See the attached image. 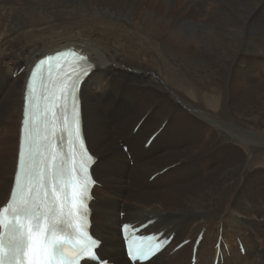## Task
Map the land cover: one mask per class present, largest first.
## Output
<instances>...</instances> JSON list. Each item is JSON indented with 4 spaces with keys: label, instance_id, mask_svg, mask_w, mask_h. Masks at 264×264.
I'll return each mask as SVG.
<instances>
[{
    "label": "bare ground",
    "instance_id": "1",
    "mask_svg": "<svg viewBox=\"0 0 264 264\" xmlns=\"http://www.w3.org/2000/svg\"><path fill=\"white\" fill-rule=\"evenodd\" d=\"M168 2L0 0V118H6V109L15 100L14 93L19 114L13 139L15 153L8 168L12 171L8 191L15 170L23 93L30 68L45 54L73 47L81 50L94 66L81 85L80 101L82 135L87 149L97 159L91 174L103 188L101 196L90 205L91 233L102 243L99 255L105 258L110 250L111 257L118 256V264H129L124 259L120 225L152 220L153 225L145 234L164 232V236L173 234L174 238L146 264H191L192 247L201 231L204 234L195 264H213L218 236V264H264V249L257 246L260 240L264 245V178L249 182L251 175L240 151L236 154L241 158L230 156L231 150H235L233 144L242 142L248 143L251 154L261 155L264 136L232 135L227 129L228 124L242 129L244 123L264 127V0H191L186 12L178 14L176 10L177 15L166 10ZM134 41L140 43L141 50L134 47ZM19 63L24 65L18 66ZM22 68L13 83L11 76ZM172 86L181 87L196 101L183 100L184 95L180 99L170 89ZM200 91L211 99L213 112H198L195 103L202 104ZM146 104L153 107L142 114L147 116L144 127L135 136L129 131L124 138L135 166L130 168L117 144L123 138L114 144L110 130L121 135L131 125L124 120L126 114ZM171 110L184 115L182 126L178 122V129L173 131V125L168 124L147 149L143 147L146 140L137 149L131 146L149 133L147 126L159 120L158 112L169 115ZM201 116L213 120L221 133L212 132ZM6 123L0 122V129ZM192 127L196 132L193 147L217 135L220 155L213 162L218 158L224 161L216 173L215 170L212 176L201 180L203 188L198 194L181 186V182L174 184L167 179L189 169L185 166L189 162L190 167L196 164L195 171L201 170L200 153H187V157L170 164L167 161L173 157L157 155L153 163L146 164L160 138L166 139L167 147L176 146L180 141L176 131H189ZM107 151L110 157L108 153L105 160L102 155ZM107 159L112 164L108 170L100 167L107 164ZM152 164L156 168L163 166L157 171ZM180 166L185 167L176 169ZM163 169L167 170L158 174ZM138 172L139 178L149 175L143 185L138 183L137 176L132 182V176ZM155 174L158 175L148 183ZM164 180L172 182V190L152 192ZM5 182L8 185V179ZM5 188L0 206L7 198ZM95 191L96 187L93 194ZM135 205L140 207L131 208ZM119 213H125V217L121 218ZM185 240L190 243L173 252Z\"/></svg>",
    "mask_w": 264,
    "mask_h": 264
},
{
    "label": "rangeland",
    "instance_id": "2",
    "mask_svg": "<svg viewBox=\"0 0 264 264\" xmlns=\"http://www.w3.org/2000/svg\"><path fill=\"white\" fill-rule=\"evenodd\" d=\"M190 1L191 0H169V2L167 3V6H166V10L168 12H170V13L173 12L174 14H176L175 13L176 10H179V11H177L178 14H183V13L186 12L187 8H189V6L191 4ZM133 44H134V47L137 50H141L142 49L140 43H138L137 41H134ZM16 65L14 64V66H16ZM20 65H24V63H19L18 66H20ZM6 69H7V67H6ZM19 70L16 72V74H13L11 76L13 83H16L17 82L16 76L19 74ZM164 81L167 83V78H164ZM177 87L178 86H172V87H170V89L172 90V92L175 91L176 93L175 92L174 93L180 99H182V97L184 98V96L186 98H184L183 100H186V99L187 100H190L191 99L192 101H194L196 99L192 94L185 93L184 91H182V88L181 87H178L179 89ZM9 88H11V85H9ZM198 93H199V96H200L201 101H202V104L195 103L196 106L198 107V109H197V110H199L198 112H200V111L201 112L202 111H204V112H213V108H212L213 104L210 103L211 102V99L206 94V92L205 91H200ZM13 95H14V99L15 100H12V103L10 104L9 108L6 109L8 111L7 115L5 116L6 118H3V119L0 118V122H7L5 128L4 129H0V134H1L0 135V184H1L0 185V197L3 195L2 193H3V188H5L4 186H6V188H5V196L8 195L9 181H10V178L12 176V171L11 170L8 171V168H9L10 164L13 161L12 160V156L15 153V147H14V140L13 139L16 136V125H15V121L19 117V114H18V110H16V106H17L16 105L17 94L14 93ZM169 99L167 101H169ZM118 102L116 104H118ZM171 102H176L177 103V101L174 100V99H171ZM199 106H201V107H199ZM150 107H153V106L151 104H146V105H144L143 108L139 106L138 107L139 109L138 108H135V109L132 110V112H129L128 114H126L124 120H127L128 122H131V125L129 124V127L127 126V128H126L127 130L125 129L124 130L125 132L123 131L121 133V135H119L118 133H115L114 130H110V133L113 135L112 136V139L114 141V144H116V140L117 139L123 138V140L117 141V144H118V148L121 149V151L126 155L127 161L129 162L128 165H129L130 168L135 167V166L133 165V162H131V156L128 154V152L122 150V147H126L127 150L129 149V145L125 142V139L124 138H126V136L129 133V131H131V133L135 136L138 133V131H140V128L142 130V128L144 127L143 125L146 123V120H147V116H142V114L146 110H148ZM142 109H143V111H142ZM171 111L169 112L170 113L169 115H166V113H164V112L163 113L162 112H158L160 114L159 115L160 116L159 117V120L158 121H154L153 123L150 122L149 125L147 126V128L150 127V131H147V133L148 132L149 133L145 137L144 136H140L137 140L134 141V143H132L133 145L131 144V146H133L134 149H137L146 140V138H148V136H150L151 134L155 133L162 125H163V127L161 128V131L164 130L165 127L168 124H169V126L173 125L171 130L175 131V129H178V128H175V127H177V123L180 122V121H181V126H182L183 125V122H184V119H185L184 115L183 114H180V111L179 110H177V111L171 110ZM173 112H174L175 115L173 114ZM176 115H178V116L175 117ZM139 118H140V120H139ZM201 119L206 123V125L208 127L211 128L212 132H214L215 134H220L221 133V128H218L217 126H215L216 124L213 123V120H208V119H206V117H203V116H201ZM140 121H141L140 126L137 128L136 131H134L133 129L135 127L133 128V126L135 124L137 125ZM160 122H162V124ZM131 128H133V129H131ZM227 129H228L229 133L232 134V135L234 134V135H239V136L245 135V136H255V137L264 136V127L252 126V125H248V123H244L242 129H240V127L236 128L232 124H228L227 125ZM176 133H179L178 134V136L180 138L179 144H177L176 146H173V147H170V146L167 147L166 139L165 138L164 139H161L160 138L161 140L160 139L158 140L156 146L153 148L154 150L152 149V152H151L152 153L151 156H154V158H150L151 157L150 156L148 158L146 164L153 163L156 160L157 155L159 157L166 156V155H167L166 157H169V158L173 157L172 158L173 160L170 159L172 161H170V160L167 161V162H169L167 164H170L172 162H175V161L179 160L180 158L187 157L188 155L190 156V154H192V152L193 153L197 152L196 154H199L200 153L201 156L198 158L199 160L197 159L200 162L198 164L199 167H200V169H201V170H199L200 171V174H199V171L198 172L195 171L196 164L193 165L194 167L193 166L190 167L189 165L191 163L189 162V164L185 165L189 169H187L186 171H183L181 173H178L174 178L167 179V180L172 181L174 184H175V182L177 184H179V182H181L180 183L181 186L184 185L183 187L186 186L187 189H189V190L191 189V192L192 193L198 194L199 192H201V189L203 188V185L200 184L201 183V180L202 179L204 180V178H206V177L212 176L215 170H216L215 171V173H216L223 166V162L224 161L222 159H219L218 158V160H216V161L213 162V159L215 157H217V155L218 156L220 155V151L217 149L218 148L217 146L220 143L219 138L216 135L215 137H213L211 139L212 141L209 140L207 142H202L201 144L197 145L196 148H195V146L193 147V142L195 140V136H196L195 133L196 132L193 130V127L189 131L183 130V129L177 130ZM191 140H192V142H191ZM111 142L112 141H110L109 143L111 144ZM183 142L185 144H183ZM189 142L192 143V144H190ZM109 143H106L105 145L107 146ZM190 145H191V147H190ZM233 145H234L235 150H231L233 152L230 154V156L233 157V158H236V157L241 158L240 155H242L244 157L246 171H247V173L249 175H251V176H249L247 178V180L249 182H252V180H254V179H259V178L260 179H263L264 178V171H263L264 170V144L261 145L262 154L261 155H257V156H255V155H253V154L250 153L248 143L242 142V144L241 143L240 144H236L235 143ZM104 149H107V148H104ZM237 151H240V155L239 154H236ZM108 153L109 152L107 151L105 153V155H102V156H105L104 157L105 160L107 158V154ZM187 153H188V155H187ZM233 153H235V154H233ZM109 157H110V153H109ZM109 159H107V162H106L107 164L102 163L100 167L108 170L110 168V166H112V164H110V162H109L110 161ZM187 161H191V160H187ZM152 166H154V165L152 164ZM161 166H163V165H161ZM185 166H180V167H177L176 169H179V168H182V167H185ZM156 167L157 166H154V168L158 171V168H160V167H158V168H156ZM166 170L167 169H163L158 174L162 175ZM104 171L105 170H102V172H104ZM193 171H194V173H193ZM171 172H174V170L170 171L169 173H171ZM138 173L137 174L135 173L136 175H133L132 176V182L134 181V177L136 178V176H137V178H139V175H140L141 172H138ZM169 173H167L165 175H168ZM158 174H156V175H158ZM147 176H149V175H142L139 178L138 183H140V184L143 185V183L145 182ZM150 178L147 180L148 183H151L152 180H153V179L151 180ZM6 179H8V185H6V182H5ZM165 181L166 180L162 181L161 183H158V185L156 186V188H153L152 189V192L153 191L156 192L157 190L158 191H163V192H165V191L167 192L169 190H172V188H173V186H171L172 185V182H170V181H166L165 182ZM169 182H170V184H169ZM168 184H169V186H168ZM102 189L103 188H102L101 185H99L98 187H96V191L94 192L95 200L98 197L101 196V192H102L101 190ZM127 206H128V208H126V209H129L130 207H129L128 204H127ZM134 207H140V206H137V205L131 206V208H134ZM170 207L171 208H174L172 206H169V208ZM121 214L123 215L122 217H125V213H119V215H121ZM253 233H254V235L256 234L255 231H253ZM262 242H263V240H260L257 243L258 248L261 249V250L264 249L263 248L264 245H263V247L261 246L262 245ZM109 252H110V250H108V252H106L107 257H105V258L102 257V258H104L106 260H109L111 262L110 259L113 258V257H115L114 258L115 259L114 262H111V263L118 264L117 263L118 256H112L111 257ZM111 254H113V253H111Z\"/></svg>",
    "mask_w": 264,
    "mask_h": 264
},
{
    "label": "snow or ice",
    "instance_id": "3",
    "mask_svg": "<svg viewBox=\"0 0 264 264\" xmlns=\"http://www.w3.org/2000/svg\"><path fill=\"white\" fill-rule=\"evenodd\" d=\"M35 75V73H33ZM78 77V73L75 74ZM75 78L70 74V82L65 84L60 89V95L57 96L52 94L46 97V99H52L59 101L62 97L66 98L68 90L75 88ZM32 89L31 77L26 85L25 94V120L24 125L29 123L27 117V102L28 96L27 91ZM53 107H58V104H53ZM75 107V103H74ZM55 116L56 113L53 112ZM46 139H48L46 137ZM28 142V167L27 174L29 176H35L34 184L29 187L27 193L25 189L21 188V196L18 203L13 205L9 203L6 208L0 209V223H3V213L9 212L10 215L15 218V223L11 220L7 222L10 226V231L14 234L11 237L8 245L9 261H14V264H53L54 258L60 254L59 239L53 236L49 237L48 233L54 231L59 217L56 213L57 204L62 201L61 192L64 191L62 187H58L56 183V175L62 171V164L56 163L57 153L56 149L59 146L55 141V132L53 131L52 138L49 139L51 145V152L48 149H44V153H37L33 151V133L29 128L27 133ZM37 155H41L43 158L40 163H37ZM24 140H23V129H22V140L19 151V158L24 159ZM91 163H95L92 157H89ZM42 165V166H41ZM83 168V165H81ZM73 175L70 179L72 189L70 192L71 200H68L66 195L63 199L65 202H70L75 207L77 192V175L78 172L73 164ZM19 179V175H17ZM83 189H87V183L83 185ZM82 194V193H81ZM27 220L28 226L25 232V224L21 221ZM43 220V223L41 221ZM99 244V242H97ZM163 243H167L165 240ZM4 238L3 234L0 233V253L3 252ZM161 245H156V250H159ZM154 254V253H153ZM147 254L140 250L136 255L129 253V259L131 261H137L145 258ZM84 260L96 259L99 264H104L102 260H99L95 254L90 253L89 256L83 257ZM0 264H6L3 255H0Z\"/></svg>",
    "mask_w": 264,
    "mask_h": 264
}]
</instances>
